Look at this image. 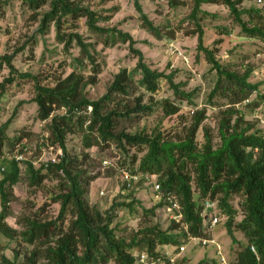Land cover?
I'll list each match as a JSON object with an SVG mask.
<instances>
[{"label":"trees","instance_id":"16d2710c","mask_svg":"<svg viewBox=\"0 0 264 264\" xmlns=\"http://www.w3.org/2000/svg\"><path fill=\"white\" fill-rule=\"evenodd\" d=\"M8 1L0 0V8ZM243 1L192 0L191 11L182 20H188L194 26L186 30V34L197 36V57L203 56L216 72V81L208 99L214 106L228 105L226 116L220 124L221 144L215 147L213 136L206 127L203 128V143L199 144L197 140L199 128L206 118L205 109L196 112L189 132L175 141L167 139L162 131L148 134L127 131L121 127L125 122H135L153 114L160 103L168 113L180 110L168 100L152 98L163 79L181 98L191 99L194 92L182 89L186 83L175 82L176 69L167 72L152 68L144 51L136 47L138 41L130 33L99 24L100 21L111 20L119 10L118 5L98 8L84 5L82 0H23L33 12V19L39 20V30L45 33L54 24L57 41L63 44L66 51L74 45L79 47L80 54L74 57V61L84 66L88 60L94 74L84 81L83 76L73 71L65 79L53 84L45 82L38 74L20 72L13 63L15 54L0 55V66L5 63L10 68L9 76L0 82V98L8 84L18 77L32 80L35 92L32 100L37 104V117L48 121V135L40 144L62 148L57 161L44 162L39 166L30 160L7 158L4 151L7 129L17 110L0 126V167H5L0 177V234L11 240L20 237L34 245L47 244L48 247L43 248L46 264H109L111 261L116 264H141L137 262L135 251H147L151 257L161 258L164 264H190L189 257L171 261L158 248L182 245L189 235L210 236L203 227L202 211L204 200L212 198L219 199V214L227 215V231L234 243H240L233 262L264 264V134L259 129L254 130L252 123L244 121L237 107L244 102L252 109L260 106L264 102V94L260 90L263 82L251 80V66L241 72L224 64L217 56V49L205 44V29L201 23L204 15L215 16V13L203 9L204 4L224 5L247 36L264 40V8L244 7ZM135 3L142 26L158 39L163 38L164 32L160 26L144 12L138 0ZM169 3L177 7L185 5L186 1L169 0ZM46 5L50 8L40 11ZM81 18H85L90 32L103 37L106 45L128 42L129 48L138 58L133 70L124 68L117 72L106 92L96 99L88 97L85 88L89 83L96 82L102 70L95 56L97 40H90L91 37L86 38L76 30L74 21ZM135 73L140 74L137 84L144 90L138 95L132 93ZM254 93H257V98L250 101ZM147 94L149 100L146 101ZM235 114L237 117L232 122L231 117ZM24 136L26 133L16 140L20 141ZM69 136H79L81 152L74 153L69 149ZM93 147L100 152L107 151L110 158L116 157L120 168L143 175H158L157 180L162 188L178 195L184 215L182 221L172 220L167 229H163L159 223L147 224L131 237L123 236L119 225L114 224L115 212L121 207L134 210L135 204L142 202L135 198L134 191L126 194L123 200L115 198L106 210L91 202L92 182L102 175L111 176L117 172L112 166L103 167L106 156L100 158L92 155L90 149ZM131 148L136 149L132 155ZM120 152L125 154L123 159ZM127 158H130L132 166L127 165ZM135 164H138L137 168ZM23 165L31 187H43L48 178L58 180V191L51 198L60 203V209L56 217L47 216L46 203L49 201H45L33 216L23 219L24 229H17L8 223L7 218L10 215L9 204L14 197L13 186L23 178ZM190 165L193 166L192 170ZM97 167L99 169L95 171ZM235 196L242 198L239 207L231 203ZM164 204L163 201L158 202L145 209V212L154 213L156 208ZM239 214L243 217L236 221ZM234 229L241 230L247 241H238ZM38 249L41 248L37 247L25 261L18 264H36ZM4 260L7 264H16L5 257ZM211 262L215 264L216 260L205 257L196 264Z\"/></svg>","mask_w":264,"mask_h":264},{"label":"rangeland","instance_id":"374dc122","mask_svg":"<svg viewBox=\"0 0 264 264\" xmlns=\"http://www.w3.org/2000/svg\"><path fill=\"white\" fill-rule=\"evenodd\" d=\"M136 0H82L84 5L91 7H110L118 5L119 10L109 21H100V25L117 27L125 32L130 33L138 42L136 47L144 51L148 62L152 68L160 70H177L175 82H184L182 89L186 92H194L191 99L181 98L174 93L173 88L166 79L161 81L158 91L153 94L154 100H168L171 104L179 107L177 113H168L161 103L157 106L155 112L151 115L144 116L141 120L135 122H125L122 128L131 132H145L148 134L162 131L167 139H182L190 130L194 115L198 110L205 109L206 118L202 122L197 133L199 144L204 141L203 128L210 130L213 136L215 147L221 144L220 124L226 116L228 105L214 106L208 99V95L216 81V72L212 69L203 56L197 57V36L186 34V30L194 28L193 24L188 20L182 21L191 11L192 0H185L186 4L172 7L169 0H138L143 7L144 12L159 25L164 32V36L158 39L142 26L140 12L137 10ZM244 7H262L264 8V0H244ZM203 9L215 13L206 14L201 18V23L205 29V44L217 49V56L221 61L236 69L244 71L248 66L253 68L251 80L254 82L261 81V92L264 91V40L260 38H252L247 36L239 24L234 20L230 10L224 5L204 4ZM49 5L44 6L40 11H46ZM33 12L23 2V0H9L0 8V55L15 54L13 63L20 72H31L38 74L45 82L56 83L57 80H63L73 71L83 76L84 81L91 78L94 74L92 65L86 60L84 66L77 65L74 57L80 54V49L74 45L69 51L64 49L62 43L56 39V29L54 24L45 32L39 30V20L33 19ZM247 19V16H244ZM77 25V31L84 34L90 40H97L95 52L96 60L101 67V72L97 76L95 83H89L85 91L88 97L92 99L102 96L117 72L121 69L133 70L137 64L138 58L129 48V43L118 42L116 44L106 45L103 37H98L89 31L85 23V18L74 21ZM227 29V32L226 30ZM219 43H215L216 41ZM171 43H175L178 52H182L189 58L186 61L176 50H171ZM10 74V68L7 64L0 66V82ZM140 78L139 73H135L134 85L132 93L138 95L142 91L137 84ZM34 83L32 80L18 77L12 84H8L5 93L0 98V126L14 115L8 129L4 151L10 158L17 148L29 147L27 157H32L39 165L40 150L45 148L44 157L50 156L48 146H43L42 139L46 138L47 123L37 117V104L32 100L34 97ZM197 89V90H196ZM257 98L254 93L250 101ZM120 101V97L118 99ZM149 100V95L145 97ZM115 103L114 105H116ZM244 116V121L252 123L254 130L259 129L264 134V102L260 106L252 109L247 102L238 104ZM61 110H57L59 112ZM237 115L232 116V122ZM245 125V123H244ZM22 133H26L20 141H17ZM49 145V144H48ZM68 147L74 153L82 150L79 136L68 137ZM12 149V150H11ZM95 157H108V152H100L96 147L90 149ZM136 152L135 148H131L130 155ZM141 156L142 153H139ZM123 159L125 154L120 152ZM130 165V158H127V165ZM138 164L134 167L137 168ZM23 178L13 186V195L10 202V215L7 221L10 225L17 229H24L23 219L31 217L35 211L45 201L47 210L46 215L56 217L60 209V203L52 200V196L58 191V180L48 178L43 187L34 188L28 185L23 165ZM192 170L193 166H189ZM98 167L95 171H98ZM104 170L103 167H101ZM2 171H0V177ZM150 178L157 179L158 175H152ZM151 185L148 179H142L141 183H137L133 188L126 189L122 183L120 173L116 172L111 176L102 175L92 182L90 188V200L97 203L102 210L109 209L115 198L123 200L124 196L134 191L136 199L142 203L135 204L134 210L127 207H121L115 212L114 224L119 225L121 234L125 237H131L136 231L147 224L159 223L163 229H167L172 220L169 217V209L167 206L156 208L154 213H146L145 209H149L155 204L156 200L152 196ZM104 194H101V191ZM221 194L218 196V198ZM240 196L232 198L231 203L234 207H239L241 201ZM217 203L219 199H216ZM218 205V204H217ZM1 210V197H0ZM218 211L220 208L218 206ZM221 220L212 230V235L219 240L224 248V253L229 261L236 258L237 249L240 243H234L227 231L226 221L227 215L219 214ZM243 217L239 214L236 221ZM177 231V230H175ZM234 234L238 241L246 242L247 239L241 230L234 229ZM186 245V249L178 254L180 248L178 246H160L163 252L170 253L171 256L181 258L189 257L190 264H196L200 259L207 258L216 260L212 247H205L200 244H193L190 240L182 241ZM0 264H7L4 257L16 264L25 261L26 257L31 255L32 251L38 248L39 257L36 264H46L44 258V249L48 245H34L27 243L20 237L14 240L8 239L0 234ZM44 248V249H43ZM138 252L135 251L134 254ZM16 255L17 258H16ZM168 255V254H167ZM212 263V262H211ZM109 264H116L111 261ZM214 264V263H212Z\"/></svg>","mask_w":264,"mask_h":264},{"label":"built area","instance_id":"2783aa9c","mask_svg":"<svg viewBox=\"0 0 264 264\" xmlns=\"http://www.w3.org/2000/svg\"><path fill=\"white\" fill-rule=\"evenodd\" d=\"M171 50H176L178 52V48L175 43H171ZM186 61H189V58L184 55L182 52H178ZM264 94V91H263ZM264 122V119H261ZM48 151L50 156L44 157L46 152L45 148H41L40 156H39V165L44 162H55L59 159V155L62 154V148L57 147L55 145H49ZM29 147H21L17 148L14 153L10 156V158L15 159L16 161L30 160L34 165L36 161L32 157H27L26 154L29 153ZM8 156V155H7ZM117 158L105 157L103 160V167H114L118 173L121 175L122 183L126 189L133 188L141 179H148L149 184L152 186V196L156 200V202L163 201L165 204L163 206H167L169 209V217L171 220H176L177 222L182 221L184 215L182 211V206L180 199L176 193L172 190H166L162 188L161 183L157 179L150 178V175H143L139 173H133L127 168H120L116 162ZM38 165V166H39ZM36 166V165H35ZM5 169L4 166L0 167V171ZM101 194H104V191H101ZM217 200L212 198H206L203 202V211L202 215L204 216L203 227L204 230L209 233L210 236H194L189 235L188 240L193 242V244H200L205 247H213L214 254L216 259L215 264H235L233 261H229L227 256L224 253V248L222 244L219 242L217 238L212 235V230L217 226L220 222L221 218L219 216ZM186 226V225H185ZM169 246V245H164ZM176 247V246H175ZM180 248L178 254L182 253L186 249V245L182 244L178 246ZM177 248V247H176ZM252 249L255 251V248L252 246ZM170 257L171 261H174L178 255L171 256L170 253L165 252ZM135 257L138 263L141 264H164V261L161 258L151 257L147 251H138L135 253Z\"/></svg>","mask_w":264,"mask_h":264},{"label":"crops","instance_id":"0c3cea01","mask_svg":"<svg viewBox=\"0 0 264 264\" xmlns=\"http://www.w3.org/2000/svg\"><path fill=\"white\" fill-rule=\"evenodd\" d=\"M212 249H213V247H212ZM213 252H214V250H212Z\"/></svg>","mask_w":264,"mask_h":264}]
</instances>
